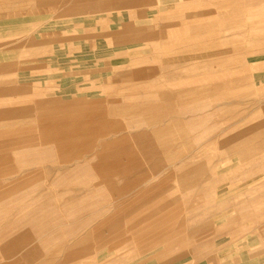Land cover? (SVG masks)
I'll list each match as a JSON object with an SVG mask.
<instances>
[{
  "label": "rangeland",
  "instance_id": "obj_1",
  "mask_svg": "<svg viewBox=\"0 0 264 264\" xmlns=\"http://www.w3.org/2000/svg\"><path fill=\"white\" fill-rule=\"evenodd\" d=\"M221 1L213 0L210 8L217 9ZM86 5L83 0H59L57 42L38 33L33 39V34L12 28L17 30L0 52V62L7 63L0 64V110L10 108V114L0 113V264H36L59 246L64 247L39 264H154L157 259L264 264V127L257 126L264 122L258 105L264 93V0H239L245 14L257 18L247 27L249 42L232 57L248 63L252 92L229 97L193 92L244 73V67L224 57L210 62L213 74L197 71L195 55L224 45H205L207 37L196 41V35L177 28L124 44L130 35L120 31L126 19L117 9L107 6L105 13L97 2ZM49 18L48 29L55 22ZM107 21L115 23L109 27ZM171 36L174 40H167ZM128 48L138 49L132 57L139 55L141 64H157L152 79L160 88L192 90L187 100L154 111L143 98L115 99V89L126 83L115 80L120 68L113 67L129 66ZM168 60L185 63L184 70L177 73ZM151 80L126 86L140 84L144 94L147 85L153 86ZM114 103L123 107L116 115ZM101 114L102 120L97 118ZM164 115L180 118L188 135L175 136L170 152L139 153L137 140H142L136 133L155 136L160 128L148 122ZM244 116L248 118L240 120ZM239 125L252 128L249 141L257 149L242 165L235 163L216 177L197 174L187 184L175 178L183 162L204 157L213 167L237 156L214 142ZM117 126L118 134L110 130ZM122 134L127 136L123 148L131 143L122 154L125 158L101 154L114 150L113 140ZM127 165L133 169H122ZM63 214L68 222L63 223ZM21 238L27 263L7 260L4 254L22 250ZM67 246H84L74 262L66 256Z\"/></svg>",
  "mask_w": 264,
  "mask_h": 264
},
{
  "label": "crops",
  "instance_id": "obj_2",
  "mask_svg": "<svg viewBox=\"0 0 264 264\" xmlns=\"http://www.w3.org/2000/svg\"><path fill=\"white\" fill-rule=\"evenodd\" d=\"M91 1L98 3V10H102L107 13L106 11H108L109 7L110 9H117L120 18L126 19L125 22L120 26L123 28V30H121V28L120 31L124 32L125 30V32H128L130 35V37H127L125 40L121 41L124 42V44L134 43L137 40L140 41V38L144 39L147 35H150L151 38H153L158 32L161 33L168 30L172 32L173 30L171 29L177 28L179 29L178 31L182 33L196 35V41H200L201 37L203 36H205V38L207 37L208 40H206L207 42L205 45H208L209 42L210 44L214 45H224L222 46V49H218L212 53L210 50V52L208 51L199 55H195L193 59V65L198 69L197 71H201L209 75L213 74L210 68L211 63H219L222 57H224V59H226L225 61L228 63L239 64L237 68L244 67L243 74L234 77H228L224 81L201 85L199 88L193 91L195 94L197 92L201 93L202 91H214L217 93L216 95L218 97H229L231 94H244L245 92H252V85H250L252 76H250L249 69L245 68V59L234 60L232 57L234 54L240 53L244 46L249 42L248 37L250 30H248L247 27L257 23V21H255L257 18L248 17L244 12L243 7L239 5V0L237 2L234 0L221 1L220 3H217L219 4L217 9L210 8L212 6L211 4L213 0H101V2L100 0H83L84 8H86V4L88 2L90 3ZM58 3L59 0H0V52L5 51L3 43L7 42L10 34L15 32L17 29L25 35L33 34V39H36L35 35L38 33L41 35L40 38L42 35H45L43 39L46 37V40L48 41L55 40L57 42ZM111 4L114 6H111ZM186 7H188V10H185ZM109 13L113 15L112 11ZM43 17L46 19L45 21H42ZM16 18L22 19L24 21L15 22ZM48 18L51 20V22L55 21L50 29L46 27L49 22ZM103 20L105 23L106 19ZM107 22H109V27L115 23H112V21ZM44 27L46 28L43 29ZM12 28L17 29L12 30ZM213 34H216L219 37L214 38ZM172 38L173 36L169 37L167 40H171ZM29 40L33 41L31 43H35L34 40ZM172 40H174V38ZM167 45L170 47L168 43ZM9 48L8 50H11ZM137 50L138 49H136V51ZM136 51L132 48L127 49V52L130 54V58L128 60H132L134 62L130 61L129 66L126 67V69H121V66L123 65H120V63L114 65L113 67L118 69L120 68L118 72L115 73V80H121L122 82L126 83L122 84L119 89H115L117 90L115 99L143 98L144 100L141 101H143V103H147V105H149L154 111H156V108L162 109L165 107H171L175 101L185 102L188 98L187 95L191 94L190 92H192V90L179 89L177 91H172L170 89L160 88V85L155 83L156 79H152L158 72L157 64L153 61L146 64H141L139 62L141 59L139 55L138 57H132ZM0 64L4 65L7 63L0 62ZM184 65L185 63L178 62L176 64L174 61H167V66H177V73L184 70L182 69V67H185ZM233 70H235V68H233ZM138 79H143L145 81L152 79V84L150 85L153 86L150 87L147 85L144 94L140 93V84H134L132 87L126 86L129 81L133 82ZM261 97L262 100L258 105L261 106V112L264 113V93L261 95ZM141 105L143 104L140 103L139 105H132V109L136 110L138 108L137 106ZM113 106L114 107L112 111L114 112V115H116L117 112H121V109L123 108L119 103H114ZM9 111L10 108L3 107L0 110V113H2V115L7 113L10 114ZM130 112L133 111L131 110ZM97 118L102 120V114L100 115V118ZM247 118V116H244L241 117L240 120H245ZM180 122H182V120L175 115L172 117L169 115H164L159 118L151 119L148 124H157L160 130L155 134V136L147 135L145 132L136 133L135 138H139V141L140 139L142 140L140 144L137 140V151L139 153L142 152V154L144 153L147 156L158 154L161 151L170 152V148L174 144L173 140L175 136L181 138L188 135L186 127H184L183 124L180 125ZM257 126L264 127V122H258ZM173 129L177 130V133H174ZM251 129L252 128L250 126L239 125V127L234 132L223 134L220 142H214L221 145H227L235 152V155L237 156L222 159L221 163L219 162L214 164L212 167L211 165L205 163L206 158L204 157H199L198 159L194 160L196 156L194 154L190 157L194 161L183 162L180 166L181 173L178 176L176 175L175 178L178 177L177 180L180 183L187 184V182H190V179L193 180L194 178H197V174L201 175L209 173L212 175V177H216L214 174L219 175V173L229 169L235 163H240L242 165L248 156L257 152V149L254 147L256 143L249 141V138L252 136L250 132ZM110 130H114V132L118 134V131L120 132L121 127L117 126L114 129L111 128ZM220 134L218 133L217 135ZM126 135L130 136L129 133ZM126 137L127 136L123 134L118 137L116 136L113 140V144L115 145L114 150L110 151L109 153L105 152L101 154H106L105 156H114L115 159L125 158V155L122 156L123 152L127 150L126 147H131V143H127L125 148H123L122 145L127 139ZM95 144H102V147L103 145L105 147L107 146L104 143H99V141H97ZM134 146L136 147V144H134ZM263 166L264 163H262L261 167ZM125 168L126 170H132L133 166H123L122 169ZM123 177H125V175ZM219 179L217 177L216 181L218 182ZM216 181L213 182L215 183V187L213 189L215 191L216 189L218 190ZM105 185L106 184H103V187H106ZM99 190L101 189H96L95 194H97ZM171 202H173L172 199H170V203ZM65 206H67L66 208L69 209V205ZM62 216L64 219L63 223L68 222V220L65 219L67 214H63ZM36 217V215H33L31 218L35 219ZM23 233L25 234V231H23ZM24 238L20 239V246L25 244L23 243L25 241ZM19 245L13 244V247H19ZM25 246L26 245H24L21 248L22 250L18 253L13 255L6 253L4 256L7 255V260L20 262V260L23 259L21 262L27 263L29 255L25 252L28 251L27 246ZM61 247L64 246L57 247L54 251H51L50 255L53 252L58 251ZM83 248L84 246L81 249L76 250L75 246H67L65 250L66 256H68L71 262H74V258L78 254L80 255V253L83 251ZM33 249L35 250L36 247L34 246ZM50 255H47V257L43 259H47ZM43 259L40 257L36 264L42 263ZM160 261L161 259H157L154 264H180L177 263L178 261Z\"/></svg>",
  "mask_w": 264,
  "mask_h": 264
}]
</instances>
